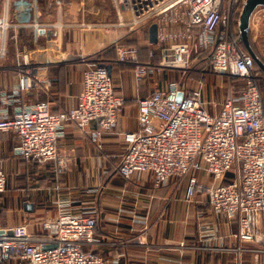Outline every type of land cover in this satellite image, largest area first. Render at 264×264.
Instances as JSON below:
<instances>
[{"label": "built area", "instance_id": "obj_1", "mask_svg": "<svg viewBox=\"0 0 264 264\" xmlns=\"http://www.w3.org/2000/svg\"><path fill=\"white\" fill-rule=\"evenodd\" d=\"M243 1L114 0L117 8L132 13L130 19L120 17V25L148 29L153 22L158 25V40L151 43L161 53L159 62L141 61L136 44L116 46L118 61L133 65L137 80L165 67L183 72L196 69L202 75L194 87L175 79L139 97L138 127L123 132L127 146L117 172L125 179L151 173L154 188L173 177L181 183L188 176L184 198L193 201L198 193H206L211 209L236 223L234 237L255 244L247 249L238 246V251H252L254 264H264V95L260 85L264 77L242 45L238 15ZM8 3L0 15V58L8 52L10 31L13 28L12 36L17 37L19 27L9 17ZM43 26L37 19L31 23L36 34ZM154 51L150 48V56ZM203 51L207 70L197 67ZM32 53L18 57L17 94L33 87ZM208 72L230 79L218 108L204 93L203 76ZM232 78L242 80V87H233ZM20 100L9 90L2 95L0 133L13 131L18 137L14 152L28 162H54L57 176L69 162L58 147L64 127L74 123L83 131L90 128L91 139L100 147L125 104L115 89L112 64L106 61L85 69L75 105L54 110L46 99L15 103ZM233 168L234 178L225 181ZM201 172L208 178L201 179ZM6 188L7 173L0 157V198ZM96 224V215L63 210L57 217L44 218L39 233L28 231L27 224L0 230V264H17V259L28 264H111L93 248L98 242Z\"/></svg>", "mask_w": 264, "mask_h": 264}, {"label": "crops", "instance_id": "obj_2", "mask_svg": "<svg viewBox=\"0 0 264 264\" xmlns=\"http://www.w3.org/2000/svg\"><path fill=\"white\" fill-rule=\"evenodd\" d=\"M6 3L0 0V15ZM8 4L20 34L28 33L39 44L32 48L34 84L28 92L16 93L19 58L13 42L0 58V106L7 90L21 98L15 103L46 99L54 110L75 105L85 69L102 61L112 64L115 89L125 104L100 147L91 139L90 128L83 131L74 123L64 127L58 147L69 162L60 176L52 161L39 164L17 155L18 137L13 131L0 134V157L7 173L0 230L27 224L28 231L39 233L44 218L67 210L98 216V242L93 248L111 264H254L253 252L238 251V246L247 249L255 244L234 237L236 223L215 213L206 193H198L193 201L184 198L188 176L181 183L173 177L154 188L151 173L125 179L117 172L127 146L123 132L138 127L139 97L175 80L163 81L161 70L137 80L133 65L118 61L116 46L126 43L140 47L141 61L159 62L154 60L159 53L149 54L150 48L158 50L149 40L148 27L120 25V17L130 19L132 13L117 8L114 0H9ZM35 19L44 25L37 34L31 27ZM199 177L208 178L204 172ZM28 201L34 209L25 207ZM16 263L28 264L24 259Z\"/></svg>", "mask_w": 264, "mask_h": 264}, {"label": "rangeland", "instance_id": "obj_3", "mask_svg": "<svg viewBox=\"0 0 264 264\" xmlns=\"http://www.w3.org/2000/svg\"><path fill=\"white\" fill-rule=\"evenodd\" d=\"M12 34L13 33H11L9 37L8 46H10L11 42H13L12 44H14L16 48H18L16 53L17 58L21 57L22 54H24L29 50H32L33 47L38 46L37 44H39V42L37 43L33 40V37L29 38L28 33L20 34V32L18 31L16 35L17 37L12 36ZM251 35L255 47L257 49V52L264 60V6H261L258 9H256V11L252 16ZM189 76L190 77L195 76V77L189 78ZM200 76H202L200 70L198 71L196 69H192L191 72H183L177 67H165L164 69H161V75H160L163 81L176 79V80H180L181 83L183 84L186 83L192 87L198 84L197 79ZM203 78H204L205 96L211 101L212 105H215L218 108L220 103L225 99L229 91L230 79L227 76L218 75L210 72L206 73L203 76ZM231 82L233 83V87L236 88L238 87V89L241 88L243 85V81L240 80L239 78L238 79L232 78ZM5 192H7V188Z\"/></svg>", "mask_w": 264, "mask_h": 264}, {"label": "water", "instance_id": "obj_4", "mask_svg": "<svg viewBox=\"0 0 264 264\" xmlns=\"http://www.w3.org/2000/svg\"><path fill=\"white\" fill-rule=\"evenodd\" d=\"M261 6H264V0H244L240 10L238 27L244 46L248 49V51L254 57L256 62L260 65V67L264 71V61L252 47L249 38L252 16L256 11V9H258ZM149 40L153 43H156L158 40V25L156 22H153L149 26ZM25 207L28 210H32L34 209V204L28 201L25 203ZM49 246L51 245L47 244L45 247H49Z\"/></svg>", "mask_w": 264, "mask_h": 264}, {"label": "trees", "instance_id": "obj_5", "mask_svg": "<svg viewBox=\"0 0 264 264\" xmlns=\"http://www.w3.org/2000/svg\"><path fill=\"white\" fill-rule=\"evenodd\" d=\"M238 16H240V14L238 15ZM249 38H250V42H251V44H252V47L254 48V50L256 51V53L260 56V54L257 52V49H256V47H255V44H254V42H253V38H252V35H251V30H250V33H249ZM242 45L244 46V44H243V42H242ZM245 47V46H244ZM246 48V47H245ZM139 49H140V47H139ZM247 49V48H246ZM248 50V49H247ZM157 53H159L160 54V57H155V61H158V60H160V58H161V53H160V51L158 50V51H154V55H156ZM206 51H203L201 54H200V61L198 62V64H197V67L198 68H206V67H208L209 66V62H208V60H207V58H206ZM153 55V56H154ZM261 57V56H260ZM262 58V57H261ZM263 59V58H262ZM264 61V60H263ZM255 67H256V69L262 74V76L264 77V71H263V69L260 67V65L256 62V60H255ZM262 84H261V90H262V93H263V95H264V79L262 80V82H261ZM234 176H235V169L233 168V169H231L230 171H228V173H227V175H226V177H225V181H230V180H232L233 178H234ZM97 216V215H96ZM97 222H98V216H97ZM96 226H97V224H96Z\"/></svg>", "mask_w": 264, "mask_h": 264}]
</instances>
